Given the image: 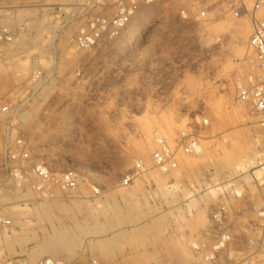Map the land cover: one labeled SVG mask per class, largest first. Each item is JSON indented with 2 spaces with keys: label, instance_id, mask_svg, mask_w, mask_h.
Returning <instances> with one entry per match:
<instances>
[{
  "label": "rangeland",
  "instance_id": "1",
  "mask_svg": "<svg viewBox=\"0 0 264 264\" xmlns=\"http://www.w3.org/2000/svg\"><path fill=\"white\" fill-rule=\"evenodd\" d=\"M87 3L20 0L10 13L28 29L15 44L18 58L0 61V98H14L12 126L34 158L53 174L74 170L80 181L75 191L53 186L40 196L12 187L0 126V217L10 222L0 225V264L44 257L191 264V244L212 224L209 210L221 193L256 189L241 179L248 172L234 170L239 159L232 157L248 137L264 142V127L236 100L238 81L255 65L246 46L250 31L244 40L232 29L248 24L183 19L179 0H153L121 38L84 52L68 38L88 17ZM223 24L233 27L225 31ZM33 71L42 75L36 85L28 83ZM183 133L199 138V151L178 154L177 169L162 172L151 160L154 136L173 145ZM146 142L149 150L139 157L136 147ZM133 160L143 172L125 187Z\"/></svg>",
  "mask_w": 264,
  "mask_h": 264
},
{
  "label": "built area",
  "instance_id": "2",
  "mask_svg": "<svg viewBox=\"0 0 264 264\" xmlns=\"http://www.w3.org/2000/svg\"><path fill=\"white\" fill-rule=\"evenodd\" d=\"M179 14L183 19L193 15L201 22L229 18L246 21L250 35L246 46L254 55L255 68L237 83L236 100L250 109L257 118L256 124L264 127V0H179ZM153 0H88L89 13L83 25L68 38L70 46L79 51L90 52L104 43L121 38L128 30L142 6ZM20 7V0H0V61L5 63L18 58L16 42L27 32V24L12 14L6 22L3 11L14 13ZM42 75L33 71L28 83L36 85ZM13 97L0 98V126L3 128L2 157L10 185L15 189H29L37 195L47 193L55 186L63 192L78 188L79 175L74 170L53 174L42 162L36 160L30 142L22 131L12 126L15 115ZM207 125V120H202ZM15 131V135H13ZM155 149L151 160L162 172L177 169L178 154L191 156L199 150L196 135L181 134L173 145L155 135ZM143 172V165L133 160L132 172L121 180L128 186L133 177ZM255 183V182H254ZM254 193H238L233 189L221 193L219 201L209 210L210 227L202 233L201 239L191 244L194 259L191 264H264V185L256 182ZM98 194L97 189H93ZM0 217V225H9ZM37 264H65L60 260L44 257ZM89 264H97L90 260Z\"/></svg>",
  "mask_w": 264,
  "mask_h": 264
},
{
  "label": "bare ground",
  "instance_id": "3",
  "mask_svg": "<svg viewBox=\"0 0 264 264\" xmlns=\"http://www.w3.org/2000/svg\"><path fill=\"white\" fill-rule=\"evenodd\" d=\"M2 13L5 14L7 20L9 19V16H11V14L8 13V11H3ZM231 27H233V26L230 24H227V25L223 24L221 29H224L226 31L227 29H229ZM221 31H223V30H221ZM232 31L234 32L235 37H237L238 39H244L245 40L247 38V35H249L250 27H249V25H247V26L236 25L233 27ZM217 32H218V30H217ZM235 53H236V56H239V57L244 56L243 50H235ZM243 105H245V104H243ZM22 120H25V118H23ZM165 124H168V123H165ZM172 125H174V124L172 123L171 125L169 124V126H167V127L165 126L167 128L166 129L167 133L169 132L170 135H172L170 133V132H172V130H171L172 127L170 128V126H172ZM259 146H261L260 149L257 148ZM136 149H137L136 152L138 153L137 155H140L139 157L145 156L149 150V145L147 142H146V144L140 143V145H138L136 147ZM201 155L202 154H199V156H201ZM232 157L239 159L238 162H236L234 164V170H236L238 172H244V173L248 172L244 177L241 178V179H243V181L246 184H248L250 181L251 182H257L258 185L263 184L262 178L264 177V165H263L264 164V142L259 141L258 138L248 137L246 139L244 146H242L240 149H237L233 153ZM100 251H102V250H100ZM178 251H179V249H178ZM144 264H150L149 260H146L144 262Z\"/></svg>",
  "mask_w": 264,
  "mask_h": 264
}]
</instances>
